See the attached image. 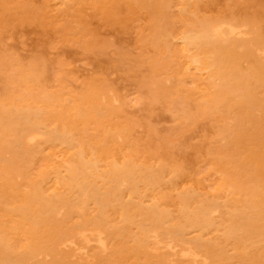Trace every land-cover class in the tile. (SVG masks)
<instances>
[{
    "label": "rangeland",
    "instance_id": "rangeland-1",
    "mask_svg": "<svg viewBox=\"0 0 264 264\" xmlns=\"http://www.w3.org/2000/svg\"><path fill=\"white\" fill-rule=\"evenodd\" d=\"M153 1L0 0V264H264V0Z\"/></svg>",
    "mask_w": 264,
    "mask_h": 264
},
{
    "label": "bare ground",
    "instance_id": "bare-ground-1",
    "mask_svg": "<svg viewBox=\"0 0 264 264\" xmlns=\"http://www.w3.org/2000/svg\"><path fill=\"white\" fill-rule=\"evenodd\" d=\"M156 1V2H155ZM161 1L162 0H154L153 1V4L155 3L156 5L157 4H159V5H161ZM158 2V3H157ZM68 3H69V0H60V3H59V6H61L62 8H63V10L64 9H66L67 7H68ZM153 5L154 6V11L155 12H157V9H159L156 5ZM60 9V8H59ZM61 10V9H60ZM63 10H61V11H63ZM179 10V9H178ZM181 10V9H180ZM182 11V10H181ZM158 13H160V12H158ZM154 15H155V13H154ZM182 15V14H181ZM181 15H180V17H181ZM156 16V15H155ZM155 16H153L154 17V21H153V27H152V29H154V31H155V34H156V36H157V30H156V26H159L158 24L159 23H157L156 25L154 24V23H156L157 22V20L159 19H156V17ZM156 19V20H155ZM161 19V18H160ZM156 21V22H155ZM182 22V21H181ZM155 26V27H154ZM202 26V25H201ZM223 27L221 24L220 25H218V26H213V27H211V32L213 33V35H215L217 38H225V40H226V38L227 37H231L233 34H234V32H235V28L234 27H232V26H230V27H228V29H226V31L224 32V31H222L221 30V27ZM210 27V26H209ZM158 29V28H157ZM244 29V28H243ZM239 31V30H238ZM202 32H201V30H198V32L195 34V36H193V37H191V36H187V35H184V34H182L181 35V37L178 39V42H176V40H174L176 43H179L180 42V44H181V48H179V51H180V53H182V57H183V61H182V64L184 63V68H186L187 69V71H188V69L190 70V68L191 69H193V68H195L196 69V64H197V62L195 61V59L194 58H192V56H191V54H189V50H187V48L185 47V45L186 46H188V44H194L195 43V41H197L198 39H199V36H200V34H201ZM211 33V34H212ZM240 35V34H239ZM164 37V36H163ZM237 36H235V38H236ZM244 37V36H243ZM238 38V37H237ZM240 38V37H239ZM246 38V37H245ZM172 42V41H171ZM168 43V42H167ZM174 43V42H173ZM178 46H179V44H178ZM198 46V45H197ZM199 47V46H198ZM204 49V48H203ZM202 52V51H201ZM235 52H236V50H235ZM207 53V52H206ZM203 54V53H202ZM204 55H205V53H204ZM199 56V55H198ZM200 57V56H199ZM259 57V56H258ZM202 58V57H201ZM208 59H209V57H208ZM202 60V59H201ZM203 64V63H202ZM200 66H201V64H200ZM198 69V68H197ZM206 70V69H205ZM192 71V70H191ZM213 71V70H212ZM194 72H196V71H194ZM198 73V72H197ZM196 73V74H197ZM208 74H210V73H208ZM215 74V73H214ZM212 75V74H211ZM246 75V74H245ZM211 77H214V75L213 76H211ZM235 78V77H234ZM264 84V83H263ZM233 93V92H232ZM239 93V92H238ZM248 94V93H247ZM204 95H202V97H203ZM44 97V96H43ZM114 99V98H113ZM218 105V104H217ZM215 106H216V104H215ZM245 107V106H244ZM17 113H18V115L21 117V118H23L24 120L26 119V117H27V113L26 112H24V111H22V110H17ZM248 114V113H247ZM245 117V116H244ZM22 120V119H21ZM245 120V119H244ZM20 120L18 119V123H16V126L18 127V128H26V127H28V128H26V129H29L30 127V125L28 124V122H27V120L26 121H23V123H20L19 122ZM41 121V120H40ZM248 121H246V123H247ZM243 124V123H242ZM244 125V124H243ZM241 127V126H240ZM30 130V129H29ZM30 133H31V130H30ZM32 135V134H31ZM38 135V134H37ZM30 136V135H29ZM33 136V135H32ZM36 136V135H35ZM34 136V137H35ZM25 137V136H24ZM34 137H33V139H34ZM26 138V137H25ZM24 138V139H25ZM29 140L27 141V142H30V140H32V139H30V137H27ZM32 138V137H31ZM37 138V137H36ZM44 138V137H43ZM117 138V137H116ZM260 139H261V137H260ZM47 140V139H46ZM25 141V140H24ZM26 141H25V144L27 145V143H26ZM33 141V140H32ZM32 143V142H31ZM24 144V145H25ZM80 146V145H79ZM24 147V146H23ZM26 147H28V146H26ZM25 148V147H24ZM23 148V149H24ZM81 148V147H80ZM10 150V149H9ZM83 150H85V149H83ZM85 152H86V150H85ZM88 153V152H87ZM3 155V154H2ZM126 157V156H125ZM5 158V157H4ZM61 158V157H60ZM131 158V157H130ZM29 159V158H28ZM96 159V158H95ZM97 160V159H96ZM124 160V159H123ZM130 160V159H129ZM132 160V159H131ZM156 161V160H155ZM157 162H159V161H157ZM114 163V162H113ZM63 164V163H62ZM135 164V163H134ZM164 164V163H163ZM66 165V164H65ZM64 165V166H65ZM76 165H77V163H76ZM66 167H69V166H66ZM114 167V166H113ZM70 168V167H69ZM142 172V171H141ZM54 177V176H53ZM138 177V176H137ZM20 178V177H19ZM120 178H122V177H120ZM122 181V180H121ZM55 183V182H54ZM56 184V183H55ZM99 185V184H98ZM123 185V184H122ZM55 186V185H54ZM88 187V186H87ZM220 187V186H219ZM194 190V189H193ZM60 191V190H59ZM216 191H219V190H217L216 189ZM58 192V191H57ZM61 192V191H60ZM65 192V191H64ZM68 192V191H67ZM105 192V191H104ZM197 192V191H196ZM63 193V192H62ZM218 193V192H217ZM85 194V193H84ZM220 194V193H219ZM83 196V195H82ZM225 196H226V194H225ZM237 197V196H236ZM241 197V196H240ZM72 198V197H71ZM107 198V197H106ZM213 198V197H212ZM70 199V198H69ZM213 199H215V198H213ZM257 199V198H256ZM248 200V199H247ZM105 201V200H104ZM261 202V201H260ZM90 206H93V205H91L90 204ZM192 206V205H191ZM80 207V206H79ZM52 208V207H51ZM90 208H92V207H90ZM181 208V207H180ZM240 208V207H239ZM181 209H183V208H181ZM238 210H240V209H238ZM54 211H55V208H54ZM130 211H132V210H130ZM185 211V210H184ZM228 211V210H227ZM231 211V210H230ZM246 211V210H245ZM145 212V211H144ZM212 215H214L213 214V212L211 211L210 212ZM75 214V213H74ZM57 216H58V214H57ZM105 216V215H104ZM226 216H227V214H226ZM90 218V217H89ZM98 220H99V218H97ZM111 222L113 221V222H115L114 220H110ZM110 223V222H109ZM116 223V222H115ZM118 223V222H117ZM116 223V224H117ZM17 224V223H16ZM111 224V223H110ZM113 224V223H112ZM114 225V224H113ZM118 225V224H117ZM120 225H118V227H119ZM225 226V225H224ZM101 227V226H100ZM241 227V226H240ZM243 227V226H242ZM246 227V226H245ZM245 227H244V229H245ZM122 228V227H121ZM249 228V226L247 227V229ZM36 229V228H35ZM101 229H102V227H101ZM227 229V228H226ZM103 230V229H102ZM225 230V229H224ZM127 231V230H126ZM125 231V232H126ZM31 232V231H30ZM82 232V231H81ZM128 232H129V230H128ZM240 232H241V230H240ZM78 233H80V232H78ZM152 233H154V232H152ZM218 233V232H217ZM247 233V232H246ZM77 234V233H76ZM82 235L84 234L83 232L81 233ZM90 234V233H89ZM93 234V233H92ZM221 234V233H220ZM241 234V233H240ZM102 234L101 233H97V235H94V236H91L92 238H87V237H83V242H84V246L81 248V250L80 251H82V250H84L85 248H87L90 244H92V243H94L95 244V246L97 247V249H102V250H105V243H103V239H102V236H101ZM259 235V234H258ZM77 236H78V234H77ZM83 236H85V235H83ZM239 237V236H238ZM107 238H109L108 236H107ZM138 239V238H137ZM226 240V239H225ZM228 240H231V238L230 239H228ZM227 240V241H228ZM245 240V239H244ZM229 242V241H228ZM65 243H67V244H70L71 245V241L69 242V239L68 240H62L59 244L61 245V244H64V246H65ZM109 243H111V242H109ZM114 243V242H113ZM119 243V242H118ZM125 243L123 242V245H124ZM115 245V244H114ZM119 245V244H118ZM121 245V244H120ZM159 245V244H158ZM110 246V245H109ZM116 246V245H115ZM94 247V246H93ZM92 247V248H93ZM237 247V246H236ZM115 248V247H114ZM54 249H56L57 250V240L55 241V243H54ZM60 249V248H59ZM97 249H95V251L97 250ZM218 249V248H217ZM240 249H241V247H240ZM77 250V249H76ZM92 250V249H91ZM148 250V249H147ZM243 250H245L244 248H243ZM60 251V250H59ZM72 251H73V249H72ZM85 251V250H84ZM90 251V250H89ZM116 251V250H115ZM149 251V250H148ZM209 251V250H208ZM153 252V251H152ZM241 252H243V251H241ZM92 253V252H91ZM128 253V252H127ZM129 253H130V249H129ZM156 253V252H155ZM85 254V253H84ZM112 254V253H111ZM132 254V253H131ZM180 254V253H179ZM181 254H184V253H182L181 252ZM89 255H91L90 253H89ZM185 255V254H184ZM183 255V256H184ZM179 256H181V255H179ZM182 256V257H183ZM46 257V256H45ZM185 257H187V256H185ZM191 257V256H190ZM47 258V257H46ZM88 258V256H86L85 255V259H87ZM133 258V257H132ZM192 258H195V257H192ZM49 259V258H48ZM81 259V258H80ZM46 260V259H45ZM3 261V260H2ZM101 261V260H100ZM223 262V261H222ZM102 263V262H101ZM100 263V264H101ZM192 264H193V262H192Z\"/></svg>",
    "mask_w": 264,
    "mask_h": 264
}]
</instances>
